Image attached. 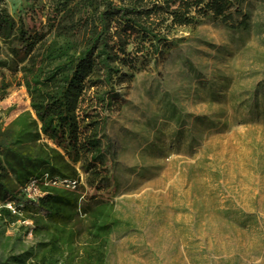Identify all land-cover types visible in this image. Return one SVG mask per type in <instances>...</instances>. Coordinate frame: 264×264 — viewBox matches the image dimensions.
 <instances>
[{"label": "rangeland", "instance_id": "374dc122", "mask_svg": "<svg viewBox=\"0 0 264 264\" xmlns=\"http://www.w3.org/2000/svg\"><path fill=\"white\" fill-rule=\"evenodd\" d=\"M4 2L17 21L26 1ZM243 13L248 32L205 22L180 34L157 67L118 81L126 104L102 139L119 223L105 264H264V0H248ZM0 72L10 86L0 93L6 127L30 101L21 75ZM7 210L0 262L34 264L50 238ZM84 240L59 264H79Z\"/></svg>", "mask_w": 264, "mask_h": 264}, {"label": "trees", "instance_id": "16d2710c", "mask_svg": "<svg viewBox=\"0 0 264 264\" xmlns=\"http://www.w3.org/2000/svg\"><path fill=\"white\" fill-rule=\"evenodd\" d=\"M25 1L16 21L0 0V56L7 53L0 71L21 75L30 101L29 110L0 125V222L12 218L11 206L31 235L50 238L34 264H59L63 250L73 255L83 238L79 264H105L119 223L102 139L126 104L118 81L124 72L157 67L180 34L205 22L248 32V0ZM9 88L3 79L0 93ZM60 183L71 188L54 186ZM30 188L39 193H31L35 200Z\"/></svg>", "mask_w": 264, "mask_h": 264}, {"label": "built area", "instance_id": "2783aa9c", "mask_svg": "<svg viewBox=\"0 0 264 264\" xmlns=\"http://www.w3.org/2000/svg\"><path fill=\"white\" fill-rule=\"evenodd\" d=\"M54 186H57V187H63V188H67V189H70V188H71V186H68L67 184H63V183H60V184H54ZM72 186H73V185H72ZM28 191L31 192V193L34 192L36 195L39 194L36 190H33V188L28 189V190L26 191V193H27ZM7 209L13 211V213H14V210H13V208H12L11 206H8Z\"/></svg>", "mask_w": 264, "mask_h": 264}]
</instances>
